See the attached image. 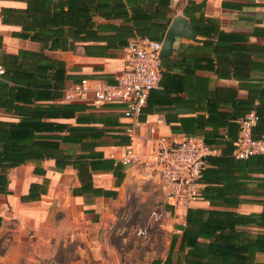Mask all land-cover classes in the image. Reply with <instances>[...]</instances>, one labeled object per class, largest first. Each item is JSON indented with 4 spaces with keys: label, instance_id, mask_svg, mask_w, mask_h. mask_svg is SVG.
Returning a JSON list of instances; mask_svg holds the SVG:
<instances>
[{
    "label": "crops",
    "instance_id": "crops-1",
    "mask_svg": "<svg viewBox=\"0 0 264 264\" xmlns=\"http://www.w3.org/2000/svg\"><path fill=\"white\" fill-rule=\"evenodd\" d=\"M175 19L186 21L195 36L174 38L171 52L161 57L159 85L148 95L134 148L143 155L152 151L149 128L153 137L169 140L202 137L218 149L212 157L221 159L205 160L209 182L201 179L200 199L191 208L248 218L262 213L264 156L239 161L232 153L240 120L250 111L259 117L253 137L264 141V0H77L71 10L63 0H0L1 80L7 84L0 87V123L52 110L54 118L40 120L57 126L35 132L25 144L30 157L3 174L0 264H61L69 253L74 264H118L113 241L122 234L119 217L127 218L139 196L140 207L146 199L163 203L157 172L119 165V180L109 169L117 165L110 154L129 142L123 106L66 102L64 91L83 78L114 84L127 42L146 37L162 44ZM63 105L75 107L70 118L59 113L69 112ZM66 126L77 134L68 144L61 139ZM50 139L55 157L49 156ZM227 146L231 151L221 156ZM66 152L76 164L94 161L96 169L87 165L82 180L72 165L58 169L55 160L65 161ZM257 221L235 229L254 239L264 235ZM255 263L264 264V254H255Z\"/></svg>",
    "mask_w": 264,
    "mask_h": 264
},
{
    "label": "built area",
    "instance_id": "built-area-1",
    "mask_svg": "<svg viewBox=\"0 0 264 264\" xmlns=\"http://www.w3.org/2000/svg\"><path fill=\"white\" fill-rule=\"evenodd\" d=\"M161 42L134 37L124 50V67L114 84L83 78L64 91L66 102L84 103L95 107L117 104L123 106V116L128 120L124 134L128 144L115 148L110 158L123 168L144 165L157 172L164 196V205L154 208L142 227L135 230L138 238H146L152 226L170 219L175 232L180 233L186 223L188 209L200 199L202 170L205 160L218 153L215 146L207 145L202 137L187 136L169 140L155 135L149 128L147 144L152 151L143 155L134 143L144 123L141 121L151 90L159 85L161 75ZM5 68L0 64V79ZM259 117L255 111L244 115L239 124V135L232 156L244 160L264 154V141L253 137V128Z\"/></svg>",
    "mask_w": 264,
    "mask_h": 264
},
{
    "label": "trees",
    "instance_id": "trees-1",
    "mask_svg": "<svg viewBox=\"0 0 264 264\" xmlns=\"http://www.w3.org/2000/svg\"><path fill=\"white\" fill-rule=\"evenodd\" d=\"M77 0H63V4L71 10L73 4ZM3 12V11H2ZM70 16V15H69ZM71 20V18H69ZM84 17H82V27L84 26ZM146 38V37H142ZM65 50V49H64ZM7 74V71H6ZM23 101H29L26 98H17ZM16 106V105H15ZM34 107H37L36 105ZM16 108V107H15ZM49 109L56 108L55 106H49ZM64 110L69 112H59L66 118L72 116V112L75 107L72 105H63ZM42 113V115H41ZM52 110L42 111L37 113L36 110H31L29 115H26V120H20L18 123H0V191H5L6 177L3 174L11 169L24 164L25 159L30 157L31 147H26L25 144L33 142V136L35 132L54 131L57 126L56 123L41 122V118L47 116L48 118H54L56 115ZM257 114V113H256ZM258 115V114H257ZM49 119V120H50ZM58 128H61L59 126ZM65 129L69 132L68 135L62 137L66 144L73 141L72 135H75L72 127L66 126ZM77 135V134H76ZM30 136V137H29ZM34 145V143L32 144ZM48 148L50 151V157L52 151L57 149L55 141H48ZM87 148V147H84ZM228 151L223 150L221 156L227 155L231 151V146H227ZM69 153V152H68ZM65 153V161L55 160L56 167L62 169L66 166L72 165L80 174V179L83 176L86 178L87 165L90 166V171L96 169L94 161L89 163L79 162L73 154ZM264 154L257 157H263ZM255 157V156H254ZM249 157L244 160L252 159ZM219 161L221 157H208L207 160ZM243 161V160H239ZM105 162V161H103ZM212 162V161H210ZM120 164L110 167L114 170V174L119 180L122 179L121 172L116 173ZM205 167L202 170V181L208 184L209 180L205 177ZM88 177H91L89 173ZM251 221L249 222L248 220ZM257 225L264 224V210L262 213L255 217L248 218L243 215H235L231 212H223L216 210H202V209H188L186 215L185 226L181 228L180 234H175L172 237L168 254L164 260L153 261L152 264H256L255 254H264V235H257L254 239L247 237L242 232H238L236 226H244L249 223H256ZM178 242V254L173 259L172 249Z\"/></svg>",
    "mask_w": 264,
    "mask_h": 264
},
{
    "label": "rangeland",
    "instance_id": "rangeland-1",
    "mask_svg": "<svg viewBox=\"0 0 264 264\" xmlns=\"http://www.w3.org/2000/svg\"><path fill=\"white\" fill-rule=\"evenodd\" d=\"M139 198L140 196L138 200ZM138 200L132 201L131 206L134 208L125 214L127 218L119 217L120 223L116 229H120L119 233L122 234H117L113 241V256L118 264H152L153 261L164 259L170 240L177 234L172 221L166 218L156 224V228H151L146 238H138L135 235L136 228L143 226L146 217L154 208L164 205L161 202L151 204L146 199L140 207L136 204ZM135 206L138 207L136 210ZM59 261L61 264H74L76 257L69 253L59 258Z\"/></svg>",
    "mask_w": 264,
    "mask_h": 264
},
{
    "label": "water",
    "instance_id": "water-1",
    "mask_svg": "<svg viewBox=\"0 0 264 264\" xmlns=\"http://www.w3.org/2000/svg\"><path fill=\"white\" fill-rule=\"evenodd\" d=\"M194 32L192 31V29H189L188 27H186V21L180 20V19H175L166 35L165 38L162 42V46H161V57L168 55L171 52L172 49V43L174 38L176 37H181V38H194ZM7 84L2 81L0 79V87H6Z\"/></svg>",
    "mask_w": 264,
    "mask_h": 264
}]
</instances>
